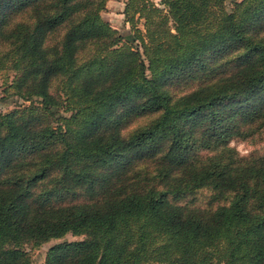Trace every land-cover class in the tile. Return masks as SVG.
<instances>
[{
	"label": "trees",
	"instance_id": "16d2710c",
	"mask_svg": "<svg viewBox=\"0 0 264 264\" xmlns=\"http://www.w3.org/2000/svg\"><path fill=\"white\" fill-rule=\"evenodd\" d=\"M106 1L0 0V264H264V0Z\"/></svg>",
	"mask_w": 264,
	"mask_h": 264
},
{
	"label": "rangeland",
	"instance_id": "374dc122",
	"mask_svg": "<svg viewBox=\"0 0 264 264\" xmlns=\"http://www.w3.org/2000/svg\"><path fill=\"white\" fill-rule=\"evenodd\" d=\"M125 0H107L105 8L101 11L102 16L109 20V22L116 27L119 32H122L124 35L129 36L131 34V26L130 24L125 20V15H123L122 9L124 5ZM154 2H159V0H153ZM227 5L230 6L231 0H226ZM142 19L138 20L137 26L143 27ZM8 76L12 75V72L10 70H5ZM1 78H0V84H1ZM198 82L195 81H189L188 83L179 84L174 86V91L180 92L184 91L185 88L195 84ZM1 95V91H0ZM19 103H22L20 101ZM16 104L14 102L4 101L0 102V111H6L13 107H15ZM69 111L63 110L60 108L59 115L60 116H68ZM151 116H141L136 119H134L132 122H130L128 125H126L123 129L124 132L129 131L133 127L140 125L147 121ZM56 124V123H54ZM230 145L234 146L239 154L241 155H248L250 153L255 154H261L264 152V126L259 129L258 131L254 132L252 135L247 136L245 138H234L230 140ZM210 192L207 188H201L198 189L197 192H195L193 195H188L182 198L181 202H186L192 206L197 207H208V206H214L216 205V202L209 201ZM84 234L80 235H74L70 232L65 233L62 237L59 238H51L43 243H41L38 246L35 247H29L31 253V264H43L44 261V254L48 246L51 244L58 242L60 240H72V239H81L84 238Z\"/></svg>",
	"mask_w": 264,
	"mask_h": 264
}]
</instances>
